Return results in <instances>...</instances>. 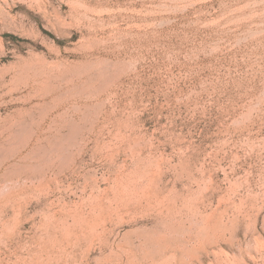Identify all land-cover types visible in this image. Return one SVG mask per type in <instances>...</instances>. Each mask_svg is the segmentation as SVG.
Instances as JSON below:
<instances>
[{
    "label": "rangeland",
    "instance_id": "rangeland-1",
    "mask_svg": "<svg viewBox=\"0 0 264 264\" xmlns=\"http://www.w3.org/2000/svg\"><path fill=\"white\" fill-rule=\"evenodd\" d=\"M0 264H264V0H0Z\"/></svg>",
    "mask_w": 264,
    "mask_h": 264
},
{
    "label": "bare ground",
    "instance_id": "bare-ground-1",
    "mask_svg": "<svg viewBox=\"0 0 264 264\" xmlns=\"http://www.w3.org/2000/svg\"><path fill=\"white\" fill-rule=\"evenodd\" d=\"M48 164V163H47ZM136 198V197H135ZM119 202V201H118ZM206 234V233H205ZM167 245V244H166Z\"/></svg>",
    "mask_w": 264,
    "mask_h": 264
}]
</instances>
